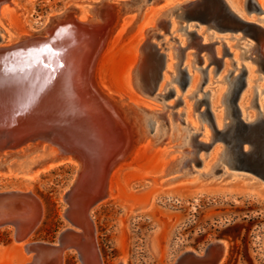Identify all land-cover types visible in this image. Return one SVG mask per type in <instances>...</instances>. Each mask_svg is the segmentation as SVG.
<instances>
[{"label": "rangeland", "instance_id": "374dc122", "mask_svg": "<svg viewBox=\"0 0 264 264\" xmlns=\"http://www.w3.org/2000/svg\"><path fill=\"white\" fill-rule=\"evenodd\" d=\"M81 1L16 0L15 13L20 25L37 28L50 14ZM128 1L130 11L123 20L128 19L126 26H130L139 15L140 26L125 29L108 45L98 61L97 77L111 89L128 88L130 66L142 35L161 54L156 58L154 51L149 53L148 64L141 66L143 78L156 64L163 67V75L152 90L136 92L145 102L141 119H148L141 124L146 138L141 143L149 142L154 148L140 146L131 152L125 165L114 170L111 184L115 197L89 210L94 242L104 263L172 264L183 250L201 253L208 242L221 238L226 251L220 264H264V180L249 169L229 166L224 159V139L211 143L212 129L203 118L209 113L218 129L230 121L223 99L239 76L243 81L236 98L239 118L252 121L264 116V68L257 61V52L264 59V32L254 36L236 22L218 29L211 20L182 17L184 4L191 0ZM223 1L236 16L264 31V0ZM210 9L217 11V4ZM143 20L147 22L143 24ZM197 22L200 25L194 34L179 29L187 26L190 30ZM136 30L139 34L134 35ZM216 30L222 33L209 35ZM179 52L181 74L187 76L184 85L173 79L179 73ZM193 141L197 143V163L188 153ZM170 147L179 157L178 168L183 160L189 158V163L167 176L180 177L173 183L152 185L166 164ZM73 178L74 168L60 164L31 181L43 213L27 241L54 240L68 224L62 195ZM9 183L0 180V190L21 186ZM13 234L11 226L0 229V264H26L31 259ZM62 264L82 263L76 251L68 250Z\"/></svg>", "mask_w": 264, "mask_h": 264}, {"label": "water", "instance_id": "95a60500", "mask_svg": "<svg viewBox=\"0 0 264 264\" xmlns=\"http://www.w3.org/2000/svg\"><path fill=\"white\" fill-rule=\"evenodd\" d=\"M12 1L0 0V6L11 5ZM120 1L78 2L93 5L92 12L85 18L79 16L72 2L60 12L50 14L42 27L26 24L25 34L9 41H2L0 37V161L18 151H30L43 145L52 149L54 160L67 158L76 165L74 178L62 195L66 204L63 216L68 224L54 240L25 243L23 250L31 256L26 264H58L68 250L76 251L85 264L81 253L85 252L86 233L83 226L66 215L68 194L83 171H86L89 186L97 190L101 187L105 194L110 172L143 141L118 101V93L102 86L96 75L100 54L124 13ZM216 4L217 11L210 9ZM182 17L208 19L221 28L231 27L230 23L236 22L254 36L264 32L256 23L232 13L223 0H191ZM151 51L156 58L161 56L147 40L138 46L141 66L148 64ZM257 61L259 67L264 68L259 52ZM162 70L159 64L147 69L143 79L149 90L160 82ZM180 77L183 81L187 79L185 74ZM242 86L241 77H235L226 103L230 121L223 129L215 126L209 113L204 116L211 121V143L224 139V159L226 157L229 166L249 169L264 180V116L260 114L252 121L239 118L236 98ZM196 152L197 145L191 149V158L197 163ZM0 169L4 171L5 167L0 166ZM97 200L92 201V205ZM38 205L35 193L26 187L1 189L0 227H13L16 242L18 233L21 240L26 239L35 229L32 230V226L40 214ZM225 251V241L215 238L201 253L194 249L183 250L172 264H220ZM87 261L88 264H105L101 254ZM115 264H122V260Z\"/></svg>", "mask_w": 264, "mask_h": 264}, {"label": "bare ground", "instance_id": "6f19581e", "mask_svg": "<svg viewBox=\"0 0 264 264\" xmlns=\"http://www.w3.org/2000/svg\"><path fill=\"white\" fill-rule=\"evenodd\" d=\"M188 3V2H187ZM184 4V7H186V4ZM120 4L123 8V15L121 20L119 21L118 25L115 28V31L113 32L111 39L108 43H113L116 41L121 35L124 33L125 29L126 31L129 30V28H132L134 25L140 26V22L138 23L139 15L136 16L135 19L131 22L130 26H126L128 23V19L123 20V16L125 13L130 11V6H131V1L128 0H122L120 1ZM75 9L77 10L78 14L80 17L85 18L89 15V13L92 12L93 10V5L91 4H79L75 6ZM17 11V3L16 0L12 1L11 5H2L0 6V33H3V36L0 35L1 40H13L14 37H18V35H23L26 33V30L24 29V26L20 25V22H18V17L15 13ZM81 18V19H82ZM143 24L147 22L146 20L141 21ZM138 23V24H137ZM138 26V27H139ZM145 31V29L143 30ZM134 35L139 34V32L134 31ZM19 35V36H20ZM148 37H145L142 35L139 40L138 46L144 41H148ZM106 46V48L108 47ZM138 46L136 49V52L134 54V60L130 66V72L128 75V88L124 90H114L116 93H118V101L120 102L121 106L126 109L131 122L134 124V126L137 128L139 134L141 135V138L143 141H145V135L142 129L141 124L142 123H147L146 118L141 119V113H142V108L143 104L145 103L144 100H142L139 95L135 92V90L142 91V92H147L149 91L148 83L143 79L142 76V71H141V65L139 63L140 57L138 53ZM204 46V45H203ZM205 47V46H204ZM105 48V49H106ZM104 49V51H105ZM180 50V49H179ZM102 52V54L104 53ZM254 51H258V47L255 48ZM100 54V57L102 56ZM99 57V60H100ZM179 57V63L177 64L178 66V75L174 77L173 79L176 80L180 85H184L186 81H183V79L180 77L181 76V70L179 65L181 62V54L180 52L178 53ZM256 58V56H255ZM98 60V61H99ZM255 60V59H254ZM98 64V62H97ZM97 69V66H96ZM97 75V74H96ZM163 75V74H162ZM235 79V78H234ZM102 85V83L100 82ZM104 86V85H102ZM105 88H109L108 86H104ZM133 88H136L135 90ZM231 89V87H230ZM230 91V90H229ZM228 91V92H229ZM134 96V97H133ZM226 97V94H225ZM224 100V99H223ZM225 101V100H224ZM227 116V112H226ZM229 117V116H228ZM205 120H208L211 126V121L205 116H203ZM212 129V128H211ZM161 140V139H160ZM159 140V141H160ZM142 141V142H143ZM168 141V140H167ZM163 144V142H162ZM166 144V142H165ZM170 144V143H169ZM192 147L197 145L195 141L192 143ZM140 146H143L147 150H152L154 148V145H151L149 142L145 143H139L135 149L132 151H136ZM141 148V147H140ZM162 152V150H160ZM164 151V150H163ZM191 154V150L188 152ZM173 155V156H172ZM166 164L164 168L160 171V174L158 178L154 179L152 181V185H168L169 183H173L180 177L177 176H172V177H167L175 171H178L180 168L183 166L187 165L189 163V158L186 160L182 161V165L178 168L176 165V161L179 159L178 155L174 152L172 147L169 149L167 148L166 150ZM126 160V159H125ZM125 160L121 161L109 174L108 176V184H107V192L104 194L101 192L102 188L100 187V190H97L95 186L91 185L89 186V182L87 181V175L86 171H83L80 174V177L75 183V185L71 188L69 194H68V210L66 212L67 217L72 220L75 224L78 226H83L84 232L86 233V238H87V244L85 245V252L81 253V256L84 260L85 264H88V259L97 257L100 255V252L98 251V248L95 245L94 242V223L93 220L91 219L89 215V208L91 209L92 207L98 205L99 203L111 198L115 197V195L112 194V179H114L115 172L114 171L118 166H123L125 165ZM226 161V157H225ZM227 162V161H226ZM60 164H70L74 168V172L76 171V165L75 163L67 158L63 159H53V151L51 148L40 145V146H35L33 147L30 151L28 150H21L18 151L14 156H10L8 158H3L2 161H0V166H4L5 170L1 171L0 169V180H5L10 183H18V185H21L22 187H26V189H29L32 191L31 188V181L36 178L39 174H41L44 171H47L57 165ZM102 181V180H101ZM100 181V186L101 185ZM9 183V184H10ZM95 187V188H94ZM33 192V191H32ZM37 202H38V208H39V217L36 220V222L32 226V230L36 228V226L39 224L40 219L42 217L43 213V205L40 202L39 198L35 195ZM96 203L92 205V201L96 200ZM25 227V223L23 224ZM3 227H0L2 229ZM21 228V229H22ZM19 229V227H18ZM19 229V230H21ZM18 230V231H19ZM33 232L30 231V234L28 237L32 234ZM18 243L20 246L23 248L24 244L29 242L27 241L28 237L26 239L21 240V233H18ZM64 255L61 256L58 264H62V258ZM115 264V263H114ZM122 264L124 262L122 261Z\"/></svg>", "mask_w": 264, "mask_h": 264}, {"label": "flooded vegetation", "instance_id": "af4514ba", "mask_svg": "<svg viewBox=\"0 0 264 264\" xmlns=\"http://www.w3.org/2000/svg\"><path fill=\"white\" fill-rule=\"evenodd\" d=\"M246 7L249 9L251 6L250 4H247ZM200 25L198 22L194 25L193 28H191L190 30L187 28V26H181L179 29L183 30L185 33H187L188 35L194 34L196 32V30L198 29L197 26ZM218 27V26H217ZM218 29H223L221 27H218ZM221 31V30H220ZM219 30H216L215 32H210V36H215L216 33H222ZM229 92L226 93V97H224V102L225 104L227 103V96H228Z\"/></svg>", "mask_w": 264, "mask_h": 264}]
</instances>
